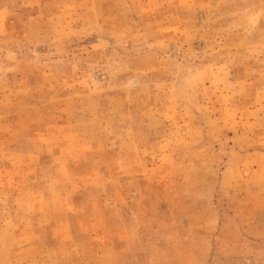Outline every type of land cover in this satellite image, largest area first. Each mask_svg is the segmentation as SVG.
<instances>
[{
	"label": "rangeland",
	"instance_id": "obj_1",
	"mask_svg": "<svg viewBox=\"0 0 264 264\" xmlns=\"http://www.w3.org/2000/svg\"><path fill=\"white\" fill-rule=\"evenodd\" d=\"M0 264H264V0H0Z\"/></svg>",
	"mask_w": 264,
	"mask_h": 264
}]
</instances>
